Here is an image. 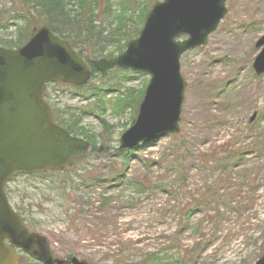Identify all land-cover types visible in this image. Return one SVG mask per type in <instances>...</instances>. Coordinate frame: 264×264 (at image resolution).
Segmentation results:
<instances>
[{"label": "rangeland", "instance_id": "374dc122", "mask_svg": "<svg viewBox=\"0 0 264 264\" xmlns=\"http://www.w3.org/2000/svg\"><path fill=\"white\" fill-rule=\"evenodd\" d=\"M227 8L207 44L181 57L187 85L180 132L136 153L126 169L116 149L138 113L150 77L114 69L105 75L93 72L83 87L47 86L44 100L64 125L76 130L79 124V131L97 143L92 142L93 151L85 159L60 175H21L5 188L30 230L50 240L55 258L88 255L99 262L102 253L128 250L130 242L140 254L185 251L198 242L194 232L180 230L188 219V228L203 225L206 242L200 247L203 254L196 255L198 264H254L259 259L264 251V75L256 76L252 65L261 51L255 44L264 34V0H230ZM113 11H119L118 0H112ZM13 30L3 34L8 38ZM124 51V46H108L103 57L114 59ZM101 147L107 151L98 152ZM243 147L253 151L240 168L233 169L232 162H209ZM121 171L154 184L177 182L184 187L168 193L153 188L136 195L115 187ZM60 178L72 182L71 194L60 197L51 183ZM98 180L104 185L94 187ZM106 197L101 215L87 214L74 224L67 219L68 210L72 213L83 203L95 210ZM191 200L201 207L183 218ZM17 255L19 264H38L32 257Z\"/></svg>", "mask_w": 264, "mask_h": 264}, {"label": "water", "instance_id": "95a60500", "mask_svg": "<svg viewBox=\"0 0 264 264\" xmlns=\"http://www.w3.org/2000/svg\"><path fill=\"white\" fill-rule=\"evenodd\" d=\"M228 1L157 2L124 53L93 63L103 75L120 68L150 77L138 114L120 137L119 152L180 132L186 89L181 57L207 44L228 13ZM255 47L261 51L252 68L262 76L264 34ZM90 78L83 58L48 26L35 27L28 42L18 49L0 46V264H19L16 248L39 256L43 264L66 263L53 258L45 237L29 233L11 208L5 186L18 175L64 170L91 151L88 141L73 137L53 122L52 111L43 100L50 83L80 87ZM71 263L88 264L76 257ZM255 264H264V252Z\"/></svg>", "mask_w": 264, "mask_h": 264}, {"label": "trees", "instance_id": "16d2710c", "mask_svg": "<svg viewBox=\"0 0 264 264\" xmlns=\"http://www.w3.org/2000/svg\"><path fill=\"white\" fill-rule=\"evenodd\" d=\"M160 0H118L119 11L112 12V0H5L0 8L10 5L9 9L0 10V45L8 49H17L23 46L32 34L33 29L38 25H47L57 36L69 42L71 47L78 54L91 63L93 59L103 57L108 46H124L139 35L146 17L155 3ZM107 10V13H106ZM109 19H112L111 25H108ZM13 30V35L6 37L9 29ZM113 58V55L107 56ZM95 72V71H94ZM59 115L54 114V121L65 128L74 136H83L91 144L96 143L95 139L79 131V124H76V130L67 128ZM92 144L95 146V144ZM106 143V142H105ZM97 144V143H96ZM147 145L137 147L124 153H115L120 158L121 166L126 169L132 161V157L145 151ZM253 151V148L249 150ZM246 148L226 151L220 158L214 156L209 159L211 164H224L232 162L233 169L240 168L246 164V156L250 153ZM148 166L151 162H147ZM47 173L39 174L45 176ZM50 174L60 175V172H51ZM37 176V175H36ZM34 177V176H30ZM166 182V181H165ZM164 181L160 184H154L149 178L137 179L125 174V171L117 172L114 185L122 190H131L136 195L146 194L147 190L156 188L162 192H176L184 187L183 183L172 182L166 184ZM58 193L63 196L67 191L73 192L72 182L65 178L57 181H51ZM103 182L98 180L93 184L94 187L103 186ZM76 191V190H75ZM109 198H103L99 206L92 210L90 203H83L79 208L66 212L67 219L75 223L81 218L96 217L101 215L107 206ZM201 204L196 200H191L190 205L183 210V218L189 217L195 213ZM188 219L180 225V230H191L196 234L198 242L186 250L171 251V255L162 252H146L143 254L134 249L130 242L128 250L124 247L117 253H102L103 258L98 262L91 259L90 256L82 257L89 264H198L196 255L200 251L203 254L201 245L206 242L202 234L203 225L197 224L195 227H189ZM133 253L129 254L127 252ZM174 252V253H173ZM199 255V256H200ZM137 258V259H136ZM134 262V263H133Z\"/></svg>", "mask_w": 264, "mask_h": 264}, {"label": "flooded vegetation", "instance_id": "af4514ba", "mask_svg": "<svg viewBox=\"0 0 264 264\" xmlns=\"http://www.w3.org/2000/svg\"><path fill=\"white\" fill-rule=\"evenodd\" d=\"M57 117V116H56ZM30 230V229H29ZM30 232H32L31 230H30ZM16 252L18 253V254H24L20 249H16ZM52 253H53V250H52ZM53 255H54V253H53ZM34 259H36L37 261H38V258L39 257H33Z\"/></svg>", "mask_w": 264, "mask_h": 264}]
</instances>
